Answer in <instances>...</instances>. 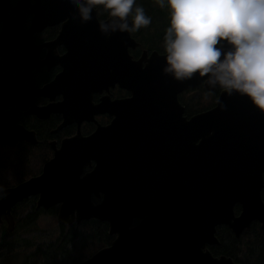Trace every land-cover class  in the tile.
Listing matches in <instances>:
<instances>
[{
	"label": "water",
	"instance_id": "95a60500",
	"mask_svg": "<svg viewBox=\"0 0 264 264\" xmlns=\"http://www.w3.org/2000/svg\"><path fill=\"white\" fill-rule=\"evenodd\" d=\"M36 5L49 23L67 18L59 39L72 49L70 64L54 85L68 77L72 90L62 108L68 116L74 102L85 108L93 92L109 86L131 96H104L94 112L115 111L114 121L65 140L40 174L5 190L0 215L8 211L11 225L12 206L37 195L38 207L60 203V224L106 221L111 244L75 264H242L215 256L208 245L220 244L219 226L237 238L253 222L264 232V112L221 89L214 107L189 117L179 95L200 85L208 90L204 78L164 74L165 54L158 51L134 58L130 49L139 42L127 31L102 34L98 23L109 17L100 20L97 7L82 24L66 0ZM86 166L92 169L84 173Z\"/></svg>",
	"mask_w": 264,
	"mask_h": 264
},
{
	"label": "flooded vegetation",
	"instance_id": "af4514ba",
	"mask_svg": "<svg viewBox=\"0 0 264 264\" xmlns=\"http://www.w3.org/2000/svg\"><path fill=\"white\" fill-rule=\"evenodd\" d=\"M20 1L9 0L8 6L0 4L2 5L0 8V140H3L0 142V154H6V151L7 157L14 154L7 161L8 167L2 166L0 171L16 175L21 172L30 174L24 179L27 180L38 175L32 173L35 170L34 162H29L30 156L37 153L36 149H46L47 154H51L47 160L49 161L65 140L77 135L88 137L114 121L118 114L115 111L111 112L105 109L106 107H101L100 109L103 108L104 111L99 109L94 112V106L99 104L104 96L109 95L115 100L129 97L131 93L118 84L104 88L101 92L95 91L92 93L93 104L82 108L74 102L68 116V113L64 112L66 109H62L66 107L65 101L72 90V88L69 90L68 77H64L62 86L54 85L55 79L64 73L65 67L70 64L72 49L68 46V41L59 39L67 18L57 23H49L45 19L47 15L40 14L42 8L36 5V0H24L22 5H19ZM131 50H135L136 53L133 54ZM144 50H147L148 55L158 51L149 50L140 44L135 49H130V52L134 58H139ZM158 52L164 54V51ZM217 90L220 93L221 89ZM26 154L29 156L26 157ZM92 164L94 167L96 162L93 161ZM91 169L90 166H86L84 173ZM15 176L10 179L12 183H0V199L6 189L15 187L23 181L14 179ZM38 197L32 195L12 206L9 211L11 225L7 217L8 211L2 212L0 238L7 239L8 242L13 239L33 238L31 233H34L32 230H35L37 217L35 216L27 226L24 218L28 214L33 215L35 210H39V218L51 212L57 217L60 203L50 208L38 207ZM92 199L95 203L100 202L95 195ZM138 221L135 220V224ZM108 233L110 235L109 225ZM110 236L115 238L114 235ZM211 246L214 245H208V248L210 249ZM12 258L14 256L7 259L10 261ZM25 259L26 256L17 264H24Z\"/></svg>",
	"mask_w": 264,
	"mask_h": 264
},
{
	"label": "clouds",
	"instance_id": "9594fccd",
	"mask_svg": "<svg viewBox=\"0 0 264 264\" xmlns=\"http://www.w3.org/2000/svg\"><path fill=\"white\" fill-rule=\"evenodd\" d=\"M86 23L97 5L109 19L99 31L135 32L151 23L136 0H66ZM169 9L161 71L176 80L204 78L208 90L245 96L264 112V0H156ZM224 108L225 105L221 104Z\"/></svg>",
	"mask_w": 264,
	"mask_h": 264
},
{
	"label": "trees",
	"instance_id": "16d2710c",
	"mask_svg": "<svg viewBox=\"0 0 264 264\" xmlns=\"http://www.w3.org/2000/svg\"><path fill=\"white\" fill-rule=\"evenodd\" d=\"M136 2L144 8L145 14L152 19L148 26L131 32V35L144 48L164 51L163 35L169 23V9L166 5L163 8L160 7L156 0H136ZM96 7L100 19L108 17L107 10L99 5ZM131 52L136 53L135 50H131ZM218 95L219 90L208 91L201 85L195 90L181 93L179 100L185 107V114L190 117L212 108ZM36 151V170L32 172L33 174H39L43 164L51 156V154H47L46 149L41 150L39 148ZM2 166L8 167V164L5 163ZM15 175L0 171V183H12L10 179ZM29 176L30 174L21 172L14 179L25 181L24 179ZM262 197L264 200V188ZM239 210L240 208L237 206L236 211L239 212ZM38 213L39 210H35L33 215L28 214L24 218L26 226L32 222L35 216L37 217L36 224L38 223ZM51 214L55 213L51 212ZM37 229L38 227L35 226V230ZM54 234L53 237L38 243L34 237L31 239H13L9 242L7 239L0 238V264H5L4 262L11 256L16 257L18 252L25 254L24 264H75L94 254L100 248L108 246L113 240V237L108 233V224L97 219L83 221L80 225L65 226L59 224L57 232ZM217 236L220 244L210 247L214 255L225 254L242 264H264V232L260 223L253 222L251 227L245 230L239 238L227 226H219ZM14 248L16 249L14 250ZM17 260L19 261L18 257Z\"/></svg>",
	"mask_w": 264,
	"mask_h": 264
},
{
	"label": "rangeland",
	"instance_id": "374dc122",
	"mask_svg": "<svg viewBox=\"0 0 264 264\" xmlns=\"http://www.w3.org/2000/svg\"><path fill=\"white\" fill-rule=\"evenodd\" d=\"M14 154H10L9 157H7V151L6 154H0V168L2 167V164L7 163L8 160L13 156ZM29 154H26V157H28ZM27 160V159H26ZM23 162V160L21 159ZM29 162L33 163L35 165V170H36V154H32L30 156ZM34 170V171H35ZM38 227L37 230H32L34 233H31L32 236L34 237L36 243L46 239L53 237L55 232H57V227L59 226V221L57 220V217L53 214H44L38 219V223L35 225ZM52 235V236H49ZM18 248V247H17ZM18 254V255H17ZM17 257L19 258V261H16V258H12L10 261L7 259L5 264H17L23 260L25 257V254L22 252L16 253ZM34 264V263H33ZM39 264V263H35Z\"/></svg>",
	"mask_w": 264,
	"mask_h": 264
}]
</instances>
